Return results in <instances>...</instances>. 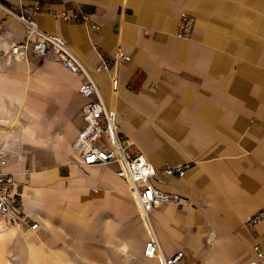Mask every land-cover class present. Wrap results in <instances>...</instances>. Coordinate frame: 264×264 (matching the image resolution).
<instances>
[{
	"label": "crops",
	"instance_id": "1",
	"mask_svg": "<svg viewBox=\"0 0 264 264\" xmlns=\"http://www.w3.org/2000/svg\"><path fill=\"white\" fill-rule=\"evenodd\" d=\"M4 8L16 15L38 8L35 21L82 61L134 153L158 171L167 162L187 167L184 178L160 188L188 204L151 214L166 257L182 251L180 264L261 260L264 220L251 228L244 222L264 211V56L254 55L262 45L250 34L264 26V0H0V52L8 56L26 29ZM182 13L195 21L190 39L176 35ZM10 60L8 85L20 88L22 112L35 111L23 135L0 142L22 211L39 223L29 264H159L144 255L147 228L118 165L85 168L72 152L89 101L79 92L82 78L53 58L40 64L21 52ZM40 154L51 164L39 171ZM66 165L61 179L56 168Z\"/></svg>",
	"mask_w": 264,
	"mask_h": 264
},
{
	"label": "built area",
	"instance_id": "2",
	"mask_svg": "<svg viewBox=\"0 0 264 264\" xmlns=\"http://www.w3.org/2000/svg\"><path fill=\"white\" fill-rule=\"evenodd\" d=\"M4 10L19 20L26 29V36L11 45L10 57L18 56L21 52H29L40 60L53 58L58 60L70 74L79 76L83 80L79 92L89 101L81 110L84 125L71 145L72 152L79 158L81 166L87 168L118 165L117 176L128 185L133 199L139 205L142 221L147 228L145 257L157 259L159 264H180L185 258L184 252H178L170 258L164 255L151 221V214L164 205L183 207L188 204L184 196L168 193L160 188L168 178H184L187 167L173 166L167 162L163 170L158 171L145 155L134 153L135 142L120 132L115 111L103 99L97 82L85 65L62 37L44 32L35 21L34 14L38 8L29 15H16L6 8ZM80 18L88 21L86 15H81ZM194 27V19L187 13H182L177 37L189 39ZM121 59L130 60L124 56ZM104 63L106 66H111L116 63V59H104ZM118 86L119 82L116 79L113 81V91H117ZM9 164V157L0 150V226L3 228L28 226L31 231H37L39 223L22 211V196L18 190L16 176L7 170ZM262 220H264V211H259L247 219L244 226L251 228ZM255 249L260 250L259 247ZM247 264H264V256H261L259 261H251Z\"/></svg>",
	"mask_w": 264,
	"mask_h": 264
},
{
	"label": "rangeland",
	"instance_id": "3",
	"mask_svg": "<svg viewBox=\"0 0 264 264\" xmlns=\"http://www.w3.org/2000/svg\"><path fill=\"white\" fill-rule=\"evenodd\" d=\"M254 28H255L254 31L250 34L253 35L255 42H259L262 45L259 48H256L254 55L264 56V26L262 27V29L258 27H254ZM192 35L193 32L190 38L192 37ZM10 61H11L10 56L9 55L6 56V52L1 51L0 52V142L4 140V138L7 135H9V133L21 132V135H23V131L28 126L34 124V118L32 115L35 111L26 110L22 112V109L25 108V105H23L19 99L20 96L18 95V93L20 91V88L17 86L8 85L7 77L10 73H12L10 70L11 68H13L12 67L13 64ZM38 63L41 64L42 60L40 61L38 60ZM32 98L35 101H38L37 96L33 95ZM34 106L36 107V105ZM27 108L28 107H26V109ZM57 130L58 129H56V131ZM49 161L50 159L41 160V154H40L39 160L37 161V170L40 171L42 169H45L46 167L43 166L45 165V163L51 164L49 163ZM69 168H70L69 165H66L65 167L62 168L61 166L60 168L59 167L56 168L58 174L61 175V179L67 176L68 174L67 171L69 170ZM129 194L131 196L130 192ZM133 201L135 202V200ZM140 217H141V212H140ZM32 219L34 221H37L33 217ZM32 224L33 222L31 221V225ZM10 229L12 228L9 227L8 229H6V227L3 228L0 226V264H29L30 249L31 247L38 246V239L36 237V234H34L27 227L15 226L13 227V229H15L14 236L9 237L7 235L10 232H13V230ZM32 250L34 252L37 251V249L35 248H32Z\"/></svg>",
	"mask_w": 264,
	"mask_h": 264
},
{
	"label": "bare ground",
	"instance_id": "4",
	"mask_svg": "<svg viewBox=\"0 0 264 264\" xmlns=\"http://www.w3.org/2000/svg\"><path fill=\"white\" fill-rule=\"evenodd\" d=\"M128 187V186H127ZM128 190H129V187H128ZM129 192H130V190H129ZM132 196V195H131ZM133 199V198H132ZM134 200V199H133ZM135 203H136V201H135ZM136 205H137V203H136ZM138 206V208H139V205H137ZM140 209V208H139ZM141 212V211H140Z\"/></svg>",
	"mask_w": 264,
	"mask_h": 264
}]
</instances>
